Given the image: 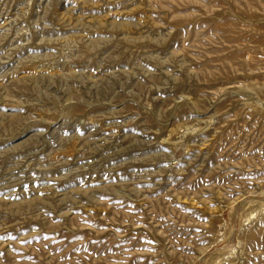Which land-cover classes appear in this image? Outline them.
Returning <instances> with one entry per match:
<instances>
[{"label":"rangeland","instance_id":"374dc122","mask_svg":"<svg viewBox=\"0 0 264 264\" xmlns=\"http://www.w3.org/2000/svg\"><path fill=\"white\" fill-rule=\"evenodd\" d=\"M0 264H264V0H0Z\"/></svg>","mask_w":264,"mask_h":264}]
</instances>
